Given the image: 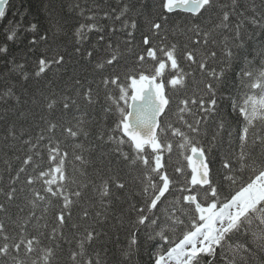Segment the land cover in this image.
Segmentation results:
<instances>
[{"label": "snow or ice", "instance_id": "obj_1", "mask_svg": "<svg viewBox=\"0 0 264 264\" xmlns=\"http://www.w3.org/2000/svg\"><path fill=\"white\" fill-rule=\"evenodd\" d=\"M119 2L69 5L86 21L69 53L53 47L67 28L63 0H0V264H61L63 244V264H106L103 225L123 226L126 212L135 219L124 264H133L142 230L150 264H264V0ZM34 3L43 29L36 16L25 24ZM174 15L186 20L171 29L182 44L162 35ZM141 17L143 50L120 71L139 46ZM101 19L126 38L114 44ZM92 32L96 44L82 47ZM26 34L29 54L44 46L34 61L11 53ZM72 56L84 75L68 73ZM49 73L67 75L63 87ZM97 105L99 120L88 111ZM174 151L182 159L169 171ZM120 165L135 173L134 190ZM74 210L88 223L70 224Z\"/></svg>", "mask_w": 264, "mask_h": 264}, {"label": "trees", "instance_id": "obj_2", "mask_svg": "<svg viewBox=\"0 0 264 264\" xmlns=\"http://www.w3.org/2000/svg\"><path fill=\"white\" fill-rule=\"evenodd\" d=\"M130 3L135 4L138 6V0H129ZM146 2L149 5V9L152 7L153 0H146ZM79 4L80 7L86 8V9H91L94 8L96 5H99L101 9L109 10L111 8H119L120 2L119 0H63V10H62V15L64 19L67 21V28L65 29L64 33H61L55 38V44H53V47H55L56 44L60 45L61 48H66L69 53L73 52V31L75 27L79 23H84L86 22L84 20V17L78 15L79 9H72L69 8V5H74V4ZM86 14H88L86 12ZM102 15V13H101ZM33 16H36V20L33 22L38 21L40 24V27L43 29L48 26V21L46 19V16L43 12L39 13V15H36V4L34 3L33 5V13L29 15V17L26 19L25 24L28 23V21L33 20ZM9 17H11V13H9ZM185 17L183 15H174L171 16L167 28L169 31L167 33H162L166 34L168 36V41L171 42L174 39L178 40L181 44L184 42L185 38L184 37H173L171 33V29L177 24V23H185ZM101 26L105 28L104 35L106 37H110L112 42L118 43L122 42L126 36L121 33V32H116L115 34L109 33L108 28L112 25L113 21L111 19H101L99 21ZM119 27V25H116ZM147 30V25L143 21V17L139 19L138 22V29L135 33V43L136 45H139L138 47H134L133 51L131 54H126L123 59L121 60V64L119 66L120 71H123L125 67H132L133 61L135 60V56L137 53H140L143 50V45L140 43L141 41V35L142 33L146 32ZM99 33L92 32L89 34L90 39L82 45V47H91L92 45L96 44L97 36ZM30 38V34H26L25 38H23L22 42L16 43V44H11V53L14 54L17 57L18 61H21L25 58L34 61L36 56L40 54L41 51H43L44 46L40 45L36 52L29 54L27 52L28 44H27V39ZM2 39V37H0ZM159 38H157L158 40ZM155 42V41H154ZM123 48V45H122ZM5 57L0 56V72L5 71L4 67V62H5ZM185 68H187V65H183ZM68 68V73L71 74L73 72V69L80 75H84L83 68L84 66L82 63L79 61V57L72 56L71 61L67 65ZM87 71L90 73V69H87ZM49 78L54 80L56 82L57 87H63V81L67 79V75L64 76H59L58 74H53L49 73ZM89 79H91V75L88 76ZM98 79V77H97ZM42 86V85H41ZM29 87L35 88L36 85L33 82H29ZM193 85L191 82L189 83V88L187 90V94H191ZM184 93L181 92L179 94L174 95V104L173 108H175L176 102L179 101V99L183 98ZM227 95V93H225ZM100 102L103 104L104 99H103V90L101 89L100 93ZM82 103V102H81ZM220 108L225 111V112H230L231 107H230V101L225 99L224 101L221 102ZM89 114L90 116L94 115L97 120H99L102 116L100 105H97L94 112L92 109H89ZM115 117L110 116L107 120V127H111L113 124ZM95 125H93V129H95ZM209 127H213V125L210 123ZM233 127L235 128V124H233ZM225 141H227V137L225 138ZM227 151V144L223 146H217V148L213 152V156H217L219 153ZM182 158L179 156L178 153L175 151L172 154L171 157V162L169 163V171L172 170V168L181 160ZM122 171L120 175L122 178L129 183V187L134 190L135 185L132 183V180L135 176V173L129 174L128 170L124 167V165H120ZM218 169V163L215 166ZM89 174L91 175L93 172L92 168L88 169ZM117 208H123L127 210V203L123 204H118ZM77 215H78V210L73 211V217L72 221H70V224L72 222H80V223H88L87 221H77ZM126 220L123 224V226H114L116 224L115 220H110L108 224L103 225V228L105 231L108 232V237L105 238V247L107 248V256H103V253H101L102 258L106 262V264H124L123 258L121 256V249H124L128 245V239H129V234L131 232V225L129 223L130 220H134L135 216L134 214H127L126 212ZM66 235L71 237L72 232L69 228L65 229ZM138 239L140 241L141 247L138 250V253L133 257V264H150V254L152 251V248L150 245L145 243V236L143 233V230L141 231L140 235L138 236ZM97 245H93V248H96ZM67 251H68V245L63 244V253L61 255V264L66 260L67 258ZM89 251H92V249H89Z\"/></svg>", "mask_w": 264, "mask_h": 264}]
</instances>
